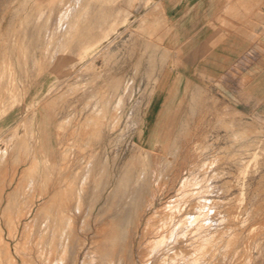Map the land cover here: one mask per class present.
<instances>
[{
	"label": "rangeland",
	"instance_id": "obj_1",
	"mask_svg": "<svg viewBox=\"0 0 264 264\" xmlns=\"http://www.w3.org/2000/svg\"><path fill=\"white\" fill-rule=\"evenodd\" d=\"M134 2L0 0L2 262L51 264L64 245L61 264H110L106 212L118 187L145 184L143 208L148 185L157 196L136 248L146 226L147 241L169 232L145 264H264V125L210 92L179 60L177 30L145 24Z\"/></svg>",
	"mask_w": 264,
	"mask_h": 264
},
{
	"label": "crops",
	"instance_id": "obj_2",
	"mask_svg": "<svg viewBox=\"0 0 264 264\" xmlns=\"http://www.w3.org/2000/svg\"><path fill=\"white\" fill-rule=\"evenodd\" d=\"M132 13L177 30L179 60L264 125V0H135Z\"/></svg>",
	"mask_w": 264,
	"mask_h": 264
},
{
	"label": "bare ground",
	"instance_id": "obj_3",
	"mask_svg": "<svg viewBox=\"0 0 264 264\" xmlns=\"http://www.w3.org/2000/svg\"><path fill=\"white\" fill-rule=\"evenodd\" d=\"M58 5V4H57ZM52 8V7H51ZM57 8V7H56ZM52 14V13H51ZM48 17V16H47ZM114 17V16H113ZM105 19V18H104ZM46 20H48V19H46ZM61 21V20H60ZM109 21H111V20H109ZM44 22V21H43ZM105 22V21H104ZM60 23V22H59ZM109 23V22H108ZM110 26V25H109ZM64 27V26H63ZM96 28V27H95ZM50 31V30H49ZM48 31V32H49ZM93 31V30H92ZM132 33V32H131ZM47 35V34H46ZM92 36V35H91ZM98 38V37H97ZM153 38V37H152ZM97 40V39H96ZM77 42V41H76ZM76 42H73L74 44L76 43ZM78 42H80V40H78ZM98 42V41H97ZM70 43V42H69ZM68 43V44H69ZM72 45V44H71ZM77 45V44H76ZM79 45V44H78ZM69 46V45H68ZM59 47V46H58ZM77 48V47H76ZM58 49V48H57ZM74 49V48H73ZM110 50V49H109ZM57 52H58V50H57ZM114 53V52H113ZM101 55V54H100ZM56 58V57H55ZM103 60V59H102ZM88 61V60H87ZM93 64V63H92ZM89 65V64H88ZM114 65V64H113ZM89 66H92V65H89ZM93 68V67H92ZM91 68V69H92ZM82 69V68H81ZM95 68H93V70H94ZM93 72V71H92ZM110 74V73H109ZM94 80V79H93ZM92 81V80H91ZM90 82V81H89ZM64 86V85H63ZM62 89V88H61ZM82 90V89H81ZM94 94V93H93ZM60 95V94H59ZM35 96V95H34ZM33 96V97H34ZM93 98V97H92ZM98 98V97H97ZM91 99V98H90ZM91 100H93V99H91ZM51 101V100H50ZM98 101V100H97ZM77 103V102H76ZM62 107V106H61ZM32 111V110H31ZM29 112V111H28ZM17 118V117H16ZM57 118V117H56ZM2 119V118H1ZM6 119V118H5ZM74 119V118H73ZM27 121V120H26ZM9 123V122H8ZM51 124V123H50ZM79 124V123H78ZM19 125V124H18ZM17 125V126H18ZM70 125V124H69ZM187 126V125H186ZM15 128V127H14ZM187 128V127H186ZM180 129V128H179ZM172 131V130H171ZM190 132V131H189ZM189 132H188V134H189ZM212 134V133H211ZM12 138V137H11ZM83 138V137H82ZM66 140V139H65ZM2 141H3V139H2ZM2 143V142H1ZM102 144V143H101ZM20 145V144H19ZM167 145V144H166ZM186 145V144H185ZM184 146V145H183ZM168 147V146H167ZM172 147V146H171ZM13 149V148H12ZM52 149V148H51ZM159 149V148H158ZM162 149V148H161ZM181 149V148H180ZM192 149V148H191ZM163 150V149H162ZM190 150V149H189ZM12 151V150H11ZM155 152H157V151H155ZM160 152V151H159ZM7 153V152H6ZM24 153V152H23ZM87 154V153H86ZM153 154V153H152ZM157 154V153H156ZM156 154L154 155V156H156ZM36 155V154H35ZM190 155V154H189ZM7 156V155H6ZM9 156V155H8ZM18 156V155H17ZM150 156V155H149ZM179 156V155H178ZM184 156H185V154H184ZM191 157V156H190ZM179 158V157H178ZM163 159V158H162ZM173 159V158H172ZM14 160V159H13ZM45 160H46V158H45ZM7 161H8V158H7ZM15 161H17V160H15ZM19 161V160H18ZM36 161V160H35ZM54 161V160H53ZM162 161V160H161ZM176 161V160H175ZM196 161V160H195ZM240 161V160H239ZM6 162V161H5ZM37 162V161H36ZM66 162V161H65ZM172 162V161H171ZM174 162V161H173ZM243 162V161H242ZM12 163V162H11ZM38 163V162H37ZM181 163V162H180ZM56 164V163H55ZM54 164V165H55ZM179 164V163H178ZM89 165V164H88ZM175 165V164H174ZM173 165V166H174ZM15 166V165H14ZM56 166V165H55ZM157 166V165H156ZM224 166V165H223ZM172 167V166H171ZM181 167V166H180ZM185 167V166H184ZM39 168V167H38ZM102 168V167H101ZM182 168V167H181ZM230 168V167H229ZM3 169V168H2ZM44 169V168H43ZM55 169V168H54ZM60 169V168H59ZM80 169V168H79ZM155 169V168H154ZM193 169V168H192ZM47 170V169H46ZM178 170V169H177ZM225 170V169H224ZM9 171V170H8ZM59 171V170H58ZM159 171V170H158ZM185 171V170H184ZM152 172V171H151ZM12 173V172H11ZM153 173V172H152ZM17 174V173H16ZM15 174V175H16ZM57 174H58V172H57ZM93 174V173H92ZM91 174V175H92ZM155 174V173H154ZM182 174V173H181ZM230 174V173H229ZM167 175V174H166ZM4 176V175H3ZM44 176V175H43ZM178 176H179V174L177 175V177L176 178H178ZM20 177V176H19ZM92 177V176H91ZM134 177V176H133ZM153 177V175L150 177L151 178V180L153 179L152 178ZM180 177V176H179ZM224 177V176H223ZM2 178H4V177H2ZM11 178V177H10ZM44 178V177H43ZM165 178V177H164ZM166 178H168V176H166ZM173 178V177H172ZM175 178V179H176ZM136 179V178H135ZM175 179H174V182H176L175 181ZM6 180V179H5ZM21 180V179H20ZM44 180V179H43ZM53 180V179H52ZM87 180V179H86ZM162 180V179H161ZM164 180H166V179H164ZM11 181V180H10ZM51 181V180H50ZM58 181V180H57ZM60 181V180H59ZM24 182V181H23ZM164 182V181H163ZM226 182H227V180H226ZM89 183H90V181H89ZM120 183H121V181H120ZM133 183H134V179H133ZM136 183V182H135ZM145 183V182H144ZM150 183V182H149ZM165 183V182H164ZM122 184V183H121ZM120 184V185H121ZM126 184V183H125ZM153 184V183H152ZM167 184V183H166ZM7 185H9V183L7 184ZM53 185V184H52ZM127 185V184H126ZM142 185H144V187H145V184H142ZM151 185V184H150ZM129 186V185H128ZM222 186V185H221ZM3 187V186H2ZM8 187V186H7ZM6 187V188H7ZM18 187V186H17ZM16 187V188H17ZM108 187V186H107ZM118 187V186H117ZM134 187H135V185H134ZM144 187H142V186H136L135 187V190H134V192H133V194H131V196L129 195V196H127V197H122V195H123V193L121 192H119L122 188H117V191H116V193H117V195H116V193H115V204H116V206H117V208H115V210H113L111 213H109V210H107V216H108V218H109V220H111L112 221V225H113V230H112V234L113 235H115L114 236V239H113V242L112 243H114V246L113 247H115V250H114V254L110 257V264H116V258H118V260H119V263L120 262H122V261H124V260H129L130 261V264H136L137 263V260H136V256H138V258L140 259V263L139 264H145V262H144V260L146 259L145 258V256H144V254H145V247L148 245V243H150V245L151 244H153V246L152 247H154V245H155V247H156V249H160V248H163V246H165V244L167 243V241H166V239H167V236L169 235V232L168 231H166V232H162L159 236L157 235V238L156 239H150L149 241H147V239H146V237H148V235L146 234V230L149 228V227H147V229H146V227L144 228L145 230H144V232H142V236L141 237H139V238H141V240L140 241H138V246H137V248H136V236H137V233H138V231H139V229H140V227H141V225H142V222H143V219H144V217H145V213H146V211H147V209H150V208H152V207H154L155 206V202H156V196H157V191H155V189L154 188H151V187H149V185H148V188H150L149 189V195H150V201L148 202V207H145V208H143V202L145 201L144 199L146 198V194H147V188H145V189H143ZM1 188V187H0ZM19 188V187H18ZM25 188H26V185H25ZM28 188V187H27ZM131 188V187H130ZM157 188V187H156ZM159 188V187H158ZM161 188V187H160ZM60 189V188H59ZM125 189V188H124ZM124 189H122L121 191H123ZM133 189V188H132ZM33 190V189H32ZM127 190H129V189H127ZM163 190H164V188H163ZM27 191V190H26ZM35 191V190H34ZM40 191V190H39ZM56 191V190H55ZM58 191V190H57ZM3 192V191H2ZM16 191H14V193H15ZM36 192V191H35ZM129 192V191H128ZM132 191H130V193H131ZM167 192V191H166ZM170 191H168V193H169ZM14 193L12 194V195H14ZM0 194H1V192H0ZM3 194V193H2ZM17 194V193H16ZM15 194V195H16ZM54 194V193H53ZM128 194V193H127ZM167 194V193H166ZM126 195V194H125ZM148 195V196H149ZM3 196V195H2ZM49 196V195H48ZM188 196V195H187ZM191 196V195H190ZM193 196V195H192ZM192 196H191V198H192ZM113 197V196H112ZM113 197V198H114ZM234 199V198H233ZM181 200H182V198H181ZM172 201V200H171ZM233 201V200H232ZM252 201V200H251ZM2 202H3V200H0V210H2ZM168 203V202H167ZM166 203V204H167ZM251 203V202H250ZM165 204V205H166ZM189 204V203H188ZM145 205V204H144ZM146 205V206H147ZM170 205V204H169ZM250 205V204H249ZM167 206H168V204H167ZM185 206H186V204H185ZM184 206V207H185ZM188 206V205H187ZM169 207V206H168ZM170 207H171V205H170ZM147 208V209H146ZM158 208V207H157ZM160 209H162V208H160ZM186 209V208H185ZM246 208H244V210H245ZM164 210V209H163ZM157 211V210H156ZM155 210H154V212H156ZM215 211V210H214ZM229 211V210H228ZM231 211V210H230ZM225 212V211H224ZM187 213H189V212H187ZM227 212H225V214H226ZM155 214V213H154ZM161 214V213H160ZM189 215H191V214H189ZM188 215V216H189ZM254 215H255V213H254ZM153 216V215H152ZM246 216V215H245ZM149 217V216H148ZM150 217H151V215H150ZM155 218L156 217H159L158 215L156 216V214H155V216H154ZM185 217V216H184ZM192 217V216H191ZM195 217H197V216H195ZM199 217V216H198ZM193 218V217H192ZM192 218H191V220H192ZM202 218V217H201ZM240 218V217H239ZM245 218V217H244ZM163 219V218H162ZM232 219V218H231ZM251 219H252V217H251ZM45 220H47L46 218H44V223H42V225H41V227L40 228H47V230H49V229H51L50 230V232H51V237L52 236H55L56 234H58L59 233V229H56V228H53V227H49L48 226V223H46L45 222ZM150 220V219H149ZM184 220V218L182 219V221ZM190 220V221H191ZM213 220V219H212ZM223 220V219H222ZM148 221V219H146V222ZM194 221V220H193ZM48 222V221H47ZM150 222V221H149ZM148 222V223H149ZM161 223H162V221H160ZM164 222V224H166L165 222L166 221H163ZM226 222V221H225ZM182 223V222H181ZM224 223V222H223ZM246 223V222H245ZM249 222H247V224H248ZM46 224V225H45ZM147 224V223H146ZM145 224V225H146ZM163 224V225H164ZM180 224V223H179ZM183 224V223H182ZM189 224H192V223H189ZM188 224V225H189ZM193 224H194V222H193ZM196 224V223H195ZM201 224V223H200ZM112 225H111V227H112ZM149 225V224H148ZM162 225V224H161ZM160 225V226H161ZM245 225V224H244ZM178 226V225H177ZM200 226V225H199ZM207 226V225H206ZM159 227V226H158ZM163 227V226H162ZM161 227V228H162ZM180 227V226H179ZM185 227H188V226H185ZM192 227H193V225H192ZM182 228V227H181ZM198 228V227H197ZM200 228V227H199ZM42 229H40L38 232H41V233H43V230ZM111 229V228H110ZM131 229V230H130ZM166 229V228H165ZM164 228L162 229V231H164L165 230ZM183 229H185V228H183ZM192 229V228H191ZM179 230H181V229H179ZM186 230V229H185ZM201 230V229H200ZM13 231V230H12ZM157 231V230H156ZM176 231V230H175ZM196 231V230H195ZM194 231V232H195ZM188 232H190L189 230H188ZM13 233H14V231H13ZM13 233H11V236L13 235ZM157 233H160V232H157ZM173 233H174V231H173ZM178 233H179V231H178ZM181 233V232H180ZM187 233V231L185 232V234ZM188 234V233H187ZM224 234V233H223ZM237 234V233H236ZM173 235V234H172ZM175 235V234H174ZM183 235V234H182ZM205 235V234H204ZM218 235V234H217ZM241 235V234H240ZM152 236V235H151ZM177 236H178V234L175 236V238H177ZM234 236V235H233ZM173 237V236H172ZM185 237V236H184ZM199 237V236H198ZM174 238V237H173ZM172 238V239H173ZM180 238H181V236H180ZM180 238H178V240L180 239ZM209 238V237H208ZM215 238V237H214ZM182 239H183V237H182ZM168 240H169V238H168ZM170 240H171V238H170ZM181 240V239H180ZM185 240V239H184ZM177 241V240H176ZM192 241H194V239L192 240ZM207 241H208V239H207ZM217 241V240H216ZM146 242V243H145ZM212 242V241H211ZM86 243V242H85ZM169 243V242H168ZM167 243V244H168ZM204 243H206V242H204ZM171 244H172V242H171ZM170 244V245H171ZM209 244V243H208ZM228 244V243H227ZM205 245V244H204ZM206 245H207V243H206ZM210 245H212V244H210ZM167 246V245H166ZM215 246V245H214ZM203 247V246H202ZM207 247V246H206ZM211 247V246H210ZM145 248V249H144ZM233 248V247H232ZM24 249H25V247L23 246V248L22 247H17V252L19 253V255L21 256V257H23L24 256ZM153 249V248H152ZM152 249H150V250H152ZM184 249V248H183ZM207 249V248H206ZM220 250H221V248H220ZM180 251V250H179ZM189 251H191V248H190V250ZM204 251V250H203ZM66 252H67V247L66 246H64V245H61V246H58L57 248L56 247H54V250H53V256H54V260L52 261L51 260V264H61L62 262H61V257L62 256H64L65 254H66ZM151 252V251H150ZM175 252V251H174ZM177 252V251H176ZM242 252V251H241ZM9 253H10V251L8 250V248H7V246H1L0 247V264H19L16 260H13V259H8V260H6V262L5 263H3L2 261H3V257L5 256V255H9ZM148 253H149V250H148ZM154 253V252H153ZM156 253V252H155ZM178 253V252H177ZM182 253V252H181ZM206 253H207V251H206ZM176 254V253H175ZM186 254V253H185ZM184 254V255H185ZM190 254V253H189ZM219 254V253H218ZM150 255L152 256L153 254H151L150 253ZM208 255V254H207ZM181 256V255H180ZM166 258H167V256H165ZM199 257V256H198ZM179 258V257H178ZM177 258V259H178ZM215 258V257H214ZM242 258V257H241ZM224 259V258H223ZM150 260V259H149ZM163 260V259H162ZM167 260V259H166ZM129 261H127V263L129 262ZM197 261V260H196ZM199 261H200V259H199ZM202 261V260H201ZM249 261H251V260H249ZM87 262V257L86 256H84V257H82V254L81 253H79L78 255H77V258L73 261V263L72 264H87L86 263ZM151 262V261H150ZM221 262H222V260H221ZM224 262V261H223ZM118 263V262H117ZM118 263V264H119ZM147 263H149V262H147ZM161 263V262H160ZM159 263V264H160ZM166 263H167V261H166ZM165 263V264H166ZM194 263V262H193ZM196 263V262H195ZM225 263V262H224ZM27 264V263H26ZM163 264H164V262H163Z\"/></svg>",
	"mask_w": 264,
	"mask_h": 264
}]
</instances>
